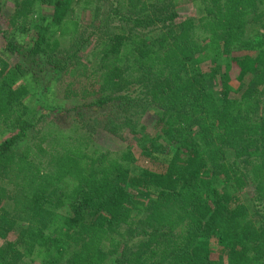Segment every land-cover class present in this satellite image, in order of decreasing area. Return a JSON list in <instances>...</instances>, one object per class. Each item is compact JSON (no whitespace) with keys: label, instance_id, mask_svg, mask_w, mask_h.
<instances>
[{"label":"trees","instance_id":"1","mask_svg":"<svg viewBox=\"0 0 264 264\" xmlns=\"http://www.w3.org/2000/svg\"><path fill=\"white\" fill-rule=\"evenodd\" d=\"M183 1L16 0L24 40H8L13 63L0 55V264H264V0H187L199 19ZM43 74L77 101L71 132L39 96L27 104L22 81ZM98 117L139 157L94 148Z\"/></svg>","mask_w":264,"mask_h":264},{"label":"rangeland","instance_id":"2","mask_svg":"<svg viewBox=\"0 0 264 264\" xmlns=\"http://www.w3.org/2000/svg\"><path fill=\"white\" fill-rule=\"evenodd\" d=\"M15 2L16 0H0V9L2 11L0 13V55L10 63H13V56L9 52L8 40H15V37H17L16 40H24L22 36L16 34L8 22V17L11 15V12L15 7ZM178 11L183 18L199 19L203 15V9L198 2H190L187 0L183 1L182 5L178 8ZM44 14L49 16V10L45 9ZM73 17L79 19L84 26L89 25L91 21L90 13L81 10H78ZM249 33L251 35L255 34V28L250 27ZM94 47V42H92V45H89L84 49V55L87 56V58H91ZM224 62L225 61L222 60V63ZM22 83L27 85L28 89L31 90L32 95L30 94L26 100L29 106L34 107L35 98L39 96V98L43 99V103L51 108V111L48 112L47 122H52L56 124L55 128L57 127L68 132H71L77 127L78 117L74 110L77 107V101L66 100L63 98L60 84H58L54 76L46 77V75L43 74L40 79V87L38 88H36V84L31 81L30 77L25 78ZM218 90L215 88V93L218 94ZM44 112L46 113V111ZM113 117L117 118V116ZM154 120L155 115L152 111L147 112L139 118V122L146 126H152ZM86 123L90 125L88 130H90V134L94 138V148L96 147L104 151H119L132 147L135 155L139 157L135 140L130 136L128 131L124 133L120 130L118 134L111 133L109 130L105 129V126H107L105 118H99L98 121L95 122H93V118H86ZM82 133H85V130ZM5 136L6 135L0 137V142ZM228 158L231 159L232 155L229 154ZM138 165L133 167V172H139L140 167H144L143 162H139ZM239 195L245 203L248 204L250 202V189L240 191ZM6 205H8V203H6Z\"/></svg>","mask_w":264,"mask_h":264}]
</instances>
